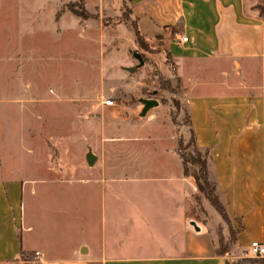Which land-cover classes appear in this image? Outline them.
<instances>
[{
  "label": "crops",
  "instance_id": "crops-1",
  "mask_svg": "<svg viewBox=\"0 0 264 264\" xmlns=\"http://www.w3.org/2000/svg\"><path fill=\"white\" fill-rule=\"evenodd\" d=\"M129 2L141 39L161 42L176 66L191 135L210 149V178L235 241L217 253L214 232L194 220L197 187L170 135L137 130L106 137L71 194L48 176L0 179V264H40L37 252L46 264H227L248 257L253 242L264 245V73L251 81L264 62V22L245 0ZM144 142L154 150L144 152ZM45 184L62 193L47 221L25 200L27 191L44 210L37 187Z\"/></svg>",
  "mask_w": 264,
  "mask_h": 264
},
{
  "label": "rangeland",
  "instance_id": "rangeland-1",
  "mask_svg": "<svg viewBox=\"0 0 264 264\" xmlns=\"http://www.w3.org/2000/svg\"><path fill=\"white\" fill-rule=\"evenodd\" d=\"M245 1L264 22V0ZM134 53L143 56L142 68ZM220 65L204 70L227 69ZM254 73L251 81L259 82L263 61ZM103 97L113 105L103 104ZM184 97L163 44L138 36L129 0H0V179L48 176L71 194L76 181L89 174V152L100 153L108 136L137 130L147 138L153 131L167 132L178 151L182 142L185 156L195 155ZM142 99L159 102L144 118ZM154 145L144 142L141 149L150 153ZM37 190L45 209L33 205L25 191L27 210L46 220L62 193L46 184ZM198 194L196 189L194 220L214 232L217 250L225 247L220 239L230 248L231 220L204 197L197 202ZM203 225L194 228L207 233ZM245 258L259 259L249 255L232 262Z\"/></svg>",
  "mask_w": 264,
  "mask_h": 264
},
{
  "label": "trees",
  "instance_id": "trees-1",
  "mask_svg": "<svg viewBox=\"0 0 264 264\" xmlns=\"http://www.w3.org/2000/svg\"><path fill=\"white\" fill-rule=\"evenodd\" d=\"M74 14L80 18H83L84 16L74 11ZM138 32V30H137ZM138 36L140 37V34L138 32ZM141 39V37H140ZM192 145L194 147L195 155H188L185 156V154L182 152L183 143H180V151L179 155L183 162L184 166V173L187 177L193 178L195 185L198 189L199 194L195 196V200L198 202L200 200V197H204L215 209L216 211L224 217L225 220L229 221L230 218L228 216V213L226 211V208L224 207L223 203L220 200L217 186L214 182L211 181L210 178V149L204 150L205 152V158L202 157V153L198 150V146L196 145L194 135L192 133ZM193 169H192V168ZM231 236H232V243L235 241V233L233 231V228H230ZM221 246H225L224 248L217 251L219 255H226L231 247H226V244H224V240L220 239ZM35 256V255H34ZM21 258L23 260H29L31 258L30 255H27L24 251L21 252ZM246 263H258V264H264V259H251V258H245L241 262H237L235 264H246ZM227 264H234L232 261H228Z\"/></svg>",
  "mask_w": 264,
  "mask_h": 264
},
{
  "label": "water",
  "instance_id": "water-1",
  "mask_svg": "<svg viewBox=\"0 0 264 264\" xmlns=\"http://www.w3.org/2000/svg\"><path fill=\"white\" fill-rule=\"evenodd\" d=\"M133 56L139 62L138 68H142L145 65L143 56L139 53H134ZM126 69L130 73H133L135 71V68H126ZM141 103L143 105V109L141 111L140 116L143 118L147 116L150 110L157 108L159 106V102L156 99H142ZM96 160H97V157L92 152H89L87 154V163L90 167L94 166ZM195 225L196 223L193 222V226ZM196 230L199 231V228L196 227Z\"/></svg>",
  "mask_w": 264,
  "mask_h": 264
},
{
  "label": "built area",
  "instance_id": "built-area-1",
  "mask_svg": "<svg viewBox=\"0 0 264 264\" xmlns=\"http://www.w3.org/2000/svg\"><path fill=\"white\" fill-rule=\"evenodd\" d=\"M188 41V37L184 36L182 39H180L181 43H185ZM103 99V104L107 105V106H111L113 105V102L109 99L106 98H102ZM250 256H252L253 258H260V259H264V245L261 244L260 242H253L250 246ZM41 257V253L37 252L35 254V260L40 262V264H46L43 261L40 260Z\"/></svg>",
  "mask_w": 264,
  "mask_h": 264
}]
</instances>
